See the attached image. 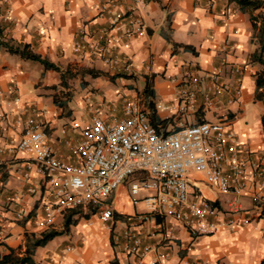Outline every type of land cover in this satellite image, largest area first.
<instances>
[{"label": "crops", "instance_id": "obj_1", "mask_svg": "<svg viewBox=\"0 0 264 264\" xmlns=\"http://www.w3.org/2000/svg\"><path fill=\"white\" fill-rule=\"evenodd\" d=\"M129 8L144 23V34L118 38L120 31L109 29L106 42L111 45L109 56L118 58L116 64L105 62V54L95 53L99 46L98 33L108 28L115 12ZM250 14L264 16L263 7L251 12L239 9L230 0H0V40L27 43L58 66L45 69L40 63L21 58L0 45V180L8 192L25 186L23 174L29 172L36 183L39 173L31 156L15 148L25 121L41 118L49 125V141L55 153L69 159L68 140H76L73 121H82L92 109L115 107L118 116L124 100L134 96L154 102L150 111L163 121L169 130L179 129L202 120L227 117L231 127L250 152L251 160L260 155L264 162V136L261 115L264 100H254L255 74L261 69L251 56L259 50ZM86 31L82 35L81 31ZM97 30L98 33L93 31ZM256 32V31H255ZM79 41L86 50H76ZM178 43V44H175ZM180 44V45H179ZM181 45H188L184 48ZM104 55V56H102ZM128 61L131 70H123ZM224 65L222 79L227 91L214 97L216 107L202 108V91L208 90L206 80ZM239 68L238 72L233 70ZM196 69L201 79L200 91L194 104L178 112V90L186 71ZM66 73L67 86L61 87V72ZM242 77L239 99L228 104V93L236 76ZM76 81L77 85L70 84ZM86 82V85L82 82ZM149 84L145 96L143 89ZM56 88H52V86ZM67 91H72L68 96ZM138 96V97H139ZM73 99L66 106L54 102ZM64 98V99H63ZM261 104L256 109L255 104ZM155 104L159 105L155 108ZM252 105L251 113L246 112ZM251 173L250 184L238 198L239 208L229 209L224 195L203 192L217 203L228 225H219L215 232L191 236L189 231L172 218L156 217L140 228L141 245L150 246L142 255L125 250L128 218L144 210V203L133 205L128 186L120 185L112 194L114 217L107 227L100 224L77 223L58 240L52 250L36 248V264H261L264 261V204L254 199L262 195L259 181ZM25 195L22 202L30 206ZM141 205L140 210L136 206ZM249 222L245 223L244 220ZM21 227V226H20ZM12 227L7 239L13 248L24 249L22 229ZM56 231V230H55ZM63 235V234H62ZM71 250L66 251V247ZM163 253L166 256L160 257ZM51 259L54 262H51Z\"/></svg>", "mask_w": 264, "mask_h": 264}, {"label": "built area", "instance_id": "obj_2", "mask_svg": "<svg viewBox=\"0 0 264 264\" xmlns=\"http://www.w3.org/2000/svg\"><path fill=\"white\" fill-rule=\"evenodd\" d=\"M133 11L129 8L124 13L115 12L108 28L99 33L93 31L98 33L101 43L95 53L108 55L105 62L115 65L119 60L109 56L112 49L105 36L109 29L120 31L121 39L144 34V23ZM81 34L86 35V31L82 30ZM74 47L86 50L79 41ZM123 70H131L128 61H124ZM233 70L238 72L239 68ZM223 71L222 64L206 80L209 88L202 91V108H215L214 97L227 91L221 76ZM201 83L198 71L189 68L178 90L177 99L182 102L178 112L187 104H194ZM241 83L242 77L236 76L233 89L227 92L228 104L239 99ZM150 109L138 96L124 100L120 116L115 107L92 109L89 116L70 125L79 137L66 142L69 159L59 157L50 145L47 121L28 118L15 148L31 156L40 179L32 183L29 172H25V186L10 192L0 180V256L13 248L7 239L15 226H21L23 243L57 230L70 214L74 218L89 211L88 224L107 227L114 217L112 194L122 184L128 186L133 205L144 203L143 211H136L128 218L125 232V250L138 256L151 248L142 247L138 229L150 219L172 218L194 237L212 234L219 225L233 222L225 220L217 203L207 198L198 184L228 197V208L235 210L239 208L238 198L250 184L249 169H252L263 193L256 194L254 199L264 204L263 158L257 155L256 160H251L229 118L202 120L169 130L162 123L151 121ZM2 116L0 112V119ZM4 152L6 149L0 146V153ZM25 195L31 199L29 207L22 202ZM65 249L69 251L71 246ZM165 256L160 254L161 258Z\"/></svg>", "mask_w": 264, "mask_h": 264}, {"label": "trees", "instance_id": "obj_3", "mask_svg": "<svg viewBox=\"0 0 264 264\" xmlns=\"http://www.w3.org/2000/svg\"><path fill=\"white\" fill-rule=\"evenodd\" d=\"M238 5L239 9L246 11L249 9L251 12L263 7V2L261 0H230ZM250 19L252 20V25L254 28V36L257 37L259 41V50L254 52L251 56V60L258 62L261 65V69L255 74V90H254V100H264V16H260L259 25L256 24L258 21L257 15L250 14ZM256 31V32H255ZM178 44V43H175ZM0 45L4 47L8 52L17 54L23 59L32 60L40 63L45 69L58 70V66L51 62L47 57L35 52L31 46L27 43H17L13 44L9 41L0 40ZM180 45V44H179ZM184 48H188V45H181ZM68 71L61 72V81L59 85L61 87L67 86L66 73ZM56 88V86H52ZM149 84L146 83L143 89L145 96L149 92ZM70 97H66L64 101L57 100L54 97V102L59 106H66ZM148 107H153L154 102L149 99L147 103ZM261 119V129L264 136V113L260 117ZM151 121L154 123H163L164 120H160L156 117L155 113L151 111ZM216 204V203H215ZM90 213H86L85 218L89 217ZM77 219H72V215H67L64 219L65 228L68 229L71 225H75ZM62 234L60 231H48L43 233L38 237L28 238L25 243L24 250L17 252L14 248H11L9 252L0 256V264H36L33 255L34 251L38 247L45 246L50 240L55 236ZM264 264V261L261 262Z\"/></svg>", "mask_w": 264, "mask_h": 264}, {"label": "rangeland", "instance_id": "obj_4", "mask_svg": "<svg viewBox=\"0 0 264 264\" xmlns=\"http://www.w3.org/2000/svg\"><path fill=\"white\" fill-rule=\"evenodd\" d=\"M70 84H71V86H69V87H72V85H77L76 84V81H74V80H71L70 81ZM82 84H84V85H86V82L84 83V81L82 82ZM72 91H67L66 92V95L68 96L70 93H71ZM137 96H139V95H137ZM143 97V96H142ZM141 96H139V98H141L142 100H144L145 99V97L144 98H142ZM64 99V98H63ZM72 100L73 99H70V101L72 102ZM146 100V99H145ZM152 100V99H151ZM64 101V100H63ZM145 102H149V100L148 101H145ZM255 107H256V109H260V107H261V104H259V103H257V104H255ZM253 109H252V105L250 106V105H248V107L245 109V111L246 112H249V113H251V112H253L252 111ZM198 186L201 188V190H202V192H203V190L204 189H207L208 191H209V193H211V194H215V192H213V190L212 189H210L209 187H207V186H205L204 184H198ZM204 193V192H203ZM216 195V194H215ZM136 210H140L141 209V205H137L136 207ZM84 213V212H83ZM82 213V214H83ZM87 213H90L89 214V217L91 216V212H87ZM72 219H77V223H79L80 225H85V223H86V218H85V216L84 215H77L76 217H74V218H72ZM76 223V224H77ZM75 224V225H76ZM75 225H71V228L72 229H74V228H76V227H74ZM59 228L56 230V231H60V232H62V234H59V235H57V236H55L54 237V239L51 241V242H49L47 245H46V248H49L50 250H52L51 248H53V246L55 245V243L58 241V240H60L62 237H64V234H66L67 232H68V229H66L65 228V225H64V222H63V225L61 226V223H59ZM24 247H25V245H24ZM39 249H38V251L40 250V252L41 251H44V248H45V246H43V247H38ZM15 250L17 251V252H19V251H21L20 250V248H15ZM24 249H22V251H23ZM36 250V249H35ZM21 251V252H22Z\"/></svg>", "mask_w": 264, "mask_h": 264}]
</instances>
